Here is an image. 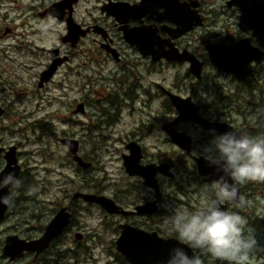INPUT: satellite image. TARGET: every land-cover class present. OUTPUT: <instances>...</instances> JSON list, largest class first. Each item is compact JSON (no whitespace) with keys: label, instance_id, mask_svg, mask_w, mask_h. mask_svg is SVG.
<instances>
[{"label":"flooded vegetation","instance_id":"af4514ba","mask_svg":"<svg viewBox=\"0 0 264 264\" xmlns=\"http://www.w3.org/2000/svg\"><path fill=\"white\" fill-rule=\"evenodd\" d=\"M60 1L50 0L43 11L56 9L61 20L49 13L46 15L64 23L65 27L66 19L71 18L79 30H85V34L66 43L62 41V35L60 39L68 48L62 55H59L58 47L52 49V59L65 57L58 68L68 65L71 79L68 77L65 82L67 95L78 92L80 97L69 101L65 120L69 130L58 137L59 142L63 138L77 141L75 154L60 142L67 149L68 160L76 170L75 176L68 177L73 190L68 195L69 203L54 210L50 220L61 207L66 208L71 216L69 224L50 242L48 248L70 230L74 208L89 205L97 206L103 214L117 217V237L120 234L119 226L129 224L146 232H155L162 238L179 240L176 231L167 232L171 224L166 218L176 211H193L215 199L214 181L218 173L201 155L204 146L209 144L214 134L226 131L234 130L253 137L264 134L261 111L264 108V56L259 62L251 60L245 71L236 75L218 70L210 60L207 47L249 40L259 51L264 48L258 45L252 34L251 22L244 17L241 7L228 4L230 0H223L215 9L209 7L218 0H147L141 9L143 14L127 8L139 6L143 0H76L71 6L67 3L53 6ZM196 21L199 23L196 24ZM189 23L191 28L178 34L177 31ZM207 23L211 30L206 33L207 36L199 35L198 31ZM130 32L147 43V52L140 50L128 38ZM170 49L178 54L187 51L201 62L200 78L190 71V62L175 58L176 52L172 51L176 56L168 59L170 53L166 52ZM171 67L176 68L172 84L166 83V78L153 82V72L169 75ZM253 67L259 68L258 74H250ZM222 74H227L235 85L226 88L229 100L224 110L212 112L209 104L198 101L202 94L211 96L213 92L220 93V87L209 90L204 82L212 79L213 84L218 86ZM250 75L258 77L252 82L247 79ZM171 95L187 100L182 104L194 110L193 119H178L180 113L174 107ZM4 113L0 106V120ZM39 128L49 133L47 123H40ZM173 133L180 136L179 142L172 140ZM94 136L98 137V141L91 142ZM170 145L180 156L179 166L168 156ZM10 146L15 145L5 146L0 142V148L7 150ZM4 152L0 151L3 159L0 170L5 165ZM16 156L19 164L17 148ZM75 156L85 165L75 160ZM113 163L122 171L123 177L116 179L114 176L118 173L107 169ZM98 172H102V175L98 176ZM22 173L25 172L20 167L19 177ZM74 183L76 188H73ZM262 183L248 182L240 186V193L246 198V204L240 208L225 205L227 209L247 216L249 223L257 227V220L264 217V207L258 204L254 196L262 195L259 189ZM77 191L106 196L119 210L109 213L97 203L84 201L80 196L74 197ZM148 204V208L137 210V207ZM112 222L115 224L114 220ZM46 225L39 236L23 238L40 237ZM76 233L80 236L75 237ZM73 237L77 247L90 249L88 233L74 232ZM116 239L110 243L115 249ZM48 248L37 256L25 251L21 258L33 255L35 261ZM192 250L204 264H225L202 250ZM64 252L70 251L66 249Z\"/></svg>","mask_w":264,"mask_h":264},{"label":"rangeland","instance_id":"374dc122","mask_svg":"<svg viewBox=\"0 0 264 264\" xmlns=\"http://www.w3.org/2000/svg\"><path fill=\"white\" fill-rule=\"evenodd\" d=\"M49 1L0 0V106L5 110L0 120V142L5 146H16L21 170L26 175L25 183H20L18 187L11 186L12 203L5 217L0 220V264H119L114 255L116 249L110 244L118 234L117 217L103 214L95 205L75 207L70 230L61 235L35 261L33 255L13 261L2 256V246L8 235L39 236L54 210L69 203L68 195L73 190L68 177L76 170L69 162L67 149L59 142L58 137L69 130L65 121L67 107L69 101L80 97V93L69 92L71 95H67L65 82L68 77L71 79L68 76V65L58 68L52 80L42 88L37 87L39 73L47 68L54 56L52 49L58 47L59 55L68 49L60 39L66 33L65 24L56 22L49 15H38ZM222 3L223 0H218L209 9H215ZM210 28L212 27L207 23L198 34L207 36ZM175 70L176 68L171 67L169 75L153 72V82L166 78V83L172 84ZM259 71L258 67H253L250 74H258ZM257 77L250 75L247 79L254 82ZM204 84L209 90L220 87L221 94L219 91L213 92L211 96L202 94L198 102L209 104L212 112L223 111L229 100L226 88L234 87L235 83L227 74H222L218 86L213 84L212 79L206 80ZM261 111L264 120V108ZM40 123L49 125V133L41 131ZM260 137H264V134ZM96 141L97 136L91 138V142ZM177 153L170 145L168 156L179 166L180 156ZM2 162L0 155V166ZM117 167L113 163L107 169L117 172L118 175L114 177L119 179L123 177V173ZM180 170L181 168L178 171ZM96 174L100 176L102 172ZM73 188H76V183ZM259 189L262 195H255L254 199L264 207V182ZM13 202L16 204L13 205ZM257 221L259 227L250 224L257 229L264 241V217ZM168 229L167 232L175 231L171 225H168ZM74 232L90 235L89 250L76 246ZM66 249L70 252H64ZM74 253L78 254L77 259L72 256ZM52 258L56 260L53 261ZM252 264H264V253L254 256Z\"/></svg>","mask_w":264,"mask_h":264},{"label":"water","instance_id":"95a60500","mask_svg":"<svg viewBox=\"0 0 264 264\" xmlns=\"http://www.w3.org/2000/svg\"><path fill=\"white\" fill-rule=\"evenodd\" d=\"M75 1L76 0H62L54 4L53 6L56 7L64 3H67L71 6V4ZM145 1L147 0H143V2H141V5L139 6H130L127 8L129 11H136V13L143 14V11L141 9L142 7H144ZM256 1L230 0L228 4H236L241 7L244 17L251 22L252 34L255 37L258 45L264 48V15L260 14V10L257 13L258 9L262 10V8L261 0ZM125 9L122 10L125 11ZM46 13H49L52 17L57 16L59 20L62 19L57 15L58 13L54 8H50L48 11H43L39 13V15L45 16ZM70 19H66V34L62 36V41L65 43L70 39L77 40L79 38V35L85 34V30H79L77 25L74 24ZM196 22V24L199 23V21ZM190 28L191 24L189 23L183 29H180L177 32H179L178 34H182L184 32H187ZM128 38L135 42L139 46L140 50L147 52L145 51V46H147V43L145 41H142L140 38L135 37V35L131 32L129 33ZM207 49L209 52L210 60L217 66L218 70L227 71L236 75L242 74L245 71L247 64L251 60L254 59L259 62L263 59L264 56V49L263 51H259L258 48L251 45L249 40H241L231 45L216 44L208 46ZM54 51L55 53L57 52V50ZM172 51L176 52L173 49H170L168 52H166L170 53L167 56L168 59H172L176 56V54ZM175 58L190 62V71L197 78H200L202 63L195 59L192 54L185 51L183 54L177 53V56ZM64 60L65 57L53 58L47 68H45L39 74L37 86L41 87L45 83H47L53 77L58 67L63 63ZM171 99L174 107L180 113L178 119L190 120L194 118V110L191 111L182 104L187 100L181 99L179 96L175 95H171ZM200 122L204 123L203 120H201ZM171 138L173 141L179 142L180 136L177 133H173ZM60 142L65 145L70 152L74 154L76 153V140L63 138L60 140ZM0 151H5V165L0 170V180H3V178L7 176L8 173H13L15 177L18 178L20 167L17 163L16 147L10 146L7 150H5L4 148H0ZM74 158L80 164H83L78 156H75ZM10 186L11 185L0 187V198L10 196ZM76 196H80L84 201L94 202L101 205L109 213L118 212L119 210V207L110 198L103 195H95L77 191L74 193V197ZM149 206V204L140 206L137 207V210H144L142 208H148ZM8 207L9 205L0 203V219L4 217ZM70 216V212L67 211L66 208L61 207L45 226V230L42 235L35 239L26 240L24 238H20L15 234L8 235L4 240L2 254L4 256H9L10 260L21 257L24 254V251H34L35 256H37L40 252H42L49 246L50 242L54 238H56L63 232L64 228L69 224ZM119 228L120 234L115 240L116 251L121 254L124 260L129 264H167L172 256V250L178 247L183 248L189 256H197L189 245L182 243L177 238H162L155 232H146L138 227H134L129 224H121ZM78 236H80V234L76 233L75 237Z\"/></svg>","mask_w":264,"mask_h":264},{"label":"clouds","instance_id":"9594fccd","mask_svg":"<svg viewBox=\"0 0 264 264\" xmlns=\"http://www.w3.org/2000/svg\"><path fill=\"white\" fill-rule=\"evenodd\" d=\"M201 155L218 173L214 181L215 199L193 211H176L166 219L182 243L225 264H252L254 256L264 253V241L247 216L225 205L240 208L246 204L240 186L264 182V137L241 135L234 130L214 134ZM20 183L13 173L0 180L4 187H18ZM0 203L11 206V197L0 198ZM167 264L204 262L200 256H189L178 247L172 250Z\"/></svg>","mask_w":264,"mask_h":264},{"label":"trees","instance_id":"16d2710c","mask_svg":"<svg viewBox=\"0 0 264 264\" xmlns=\"http://www.w3.org/2000/svg\"><path fill=\"white\" fill-rule=\"evenodd\" d=\"M28 177V176H27ZM26 178V175H25V173H23V174H21L20 175V177H19V180L21 181V183L23 182V183H25V181H24V179ZM27 186V185H26ZM24 189H27V188H24ZM16 203L15 202H13V205H15ZM12 205V206H13ZM114 255H115V257H116V260L118 261V263L119 264H129L128 262H126L125 260H124V258L122 257V255L121 254H119L118 252H115L114 253ZM72 256H73V258L75 257L76 259L78 258V254H72ZM53 261L54 260H56V259H52Z\"/></svg>","mask_w":264,"mask_h":264},{"label":"bare ground","instance_id":"6f19581e","mask_svg":"<svg viewBox=\"0 0 264 264\" xmlns=\"http://www.w3.org/2000/svg\"><path fill=\"white\" fill-rule=\"evenodd\" d=\"M255 1H256V0H255ZM256 2H257V1H256ZM259 5H260V4H259ZM261 6H262V7H261L262 10H261V9H258L257 13H258L259 10H260V11H261L260 14L264 15V0H261ZM255 11H256V10H255ZM262 12H263V13H262ZM259 17H260V16H259ZM19 173H20V172H19ZM11 186H12V185H11ZM11 186H10V187H11ZM10 191H11V188H10ZM11 203H12V199H11ZM9 207H10V206H9ZM9 207H8L7 211L9 210ZM7 211H6V212H7ZM5 214H6V213H5ZM4 217H5V215H4ZM4 217H3V218H4ZM3 218H2V219H3ZM2 219H0V220H2ZM10 235H12V234H10ZM15 235H17V234H15ZM18 236H19V235H18ZM19 237H20V236H19ZM20 238H23V237H20ZM24 239H25V238H24ZM3 244H4V243H3ZM50 244H51V243H50ZM50 244H49V246H50ZM49 246H48V247H49ZM2 247H3V246H2ZM48 247H47V248H48ZM47 248H46V249H47ZM46 249H45V250H46ZM43 251H44V250H43ZM43 251H42V252H43ZM24 252H25V251H24ZM29 252H33V253H35L34 251H29ZM2 256H3V257H6L9 261H13V260H15V259H18V258H15V259L10 260V259H9V256H4L3 254H2Z\"/></svg>","mask_w":264,"mask_h":264}]
</instances>
